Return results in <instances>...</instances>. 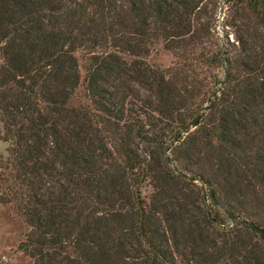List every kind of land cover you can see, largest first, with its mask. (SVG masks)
I'll use <instances>...</instances> for the list:
<instances>
[{"label": "trees", "instance_id": "trees-1", "mask_svg": "<svg viewBox=\"0 0 264 264\" xmlns=\"http://www.w3.org/2000/svg\"><path fill=\"white\" fill-rule=\"evenodd\" d=\"M0 140L33 264H264V0H0Z\"/></svg>", "mask_w": 264, "mask_h": 264}, {"label": "rangeland", "instance_id": "rangeland-1", "mask_svg": "<svg viewBox=\"0 0 264 264\" xmlns=\"http://www.w3.org/2000/svg\"><path fill=\"white\" fill-rule=\"evenodd\" d=\"M225 5L220 1L219 9L215 15V21L213 30L211 31L210 43H206V48L211 53H216L220 49H227L228 42L233 41V36L229 29L224 27L223 21L220 17H224ZM222 14V15H221ZM74 56L77 59L79 65V71L81 74V83L84 76V60L83 52L77 50L74 52ZM127 61L130 57L124 56ZM147 62L154 67L160 68L166 74L171 73V69L176 66L179 61L173 54L164 49L161 43L154 44L146 58ZM198 71V70H196ZM204 72V71H203ZM216 80L209 77L208 72H204L203 75H199V79L204 77L207 79L206 88L211 90H217L220 87V81L222 80V69H218L216 72ZM203 89L205 92L207 89ZM86 102L84 97L83 88L81 85L75 90V93L69 100V105L78 106ZM206 98L203 102L199 103V106L204 108L206 106ZM204 111V110H203ZM6 144L0 140V158L6 157ZM145 195H149L151 190L145 188L143 190ZM28 232V228L24 225L22 220L15 215L11 205L0 204V264H33L32 260L23 252L18 250L19 244L24 240V235Z\"/></svg>", "mask_w": 264, "mask_h": 264}, {"label": "water", "instance_id": "water-1", "mask_svg": "<svg viewBox=\"0 0 264 264\" xmlns=\"http://www.w3.org/2000/svg\"><path fill=\"white\" fill-rule=\"evenodd\" d=\"M221 15H222V14H221ZM208 107H209V104H207V105L204 107V111H206V110L208 109ZM202 114H203V112L200 114V116H201ZM200 116H199V117H200ZM198 119H199V118H198ZM198 119L195 120L194 122H192L191 127L196 126V123H197ZM242 224L249 226L250 228H252V229L258 231L260 234H264V231L261 230L260 228H258V227H257L255 224H253V223H249V222H247V221H242Z\"/></svg>", "mask_w": 264, "mask_h": 264}, {"label": "built area", "instance_id": "built-area-1", "mask_svg": "<svg viewBox=\"0 0 264 264\" xmlns=\"http://www.w3.org/2000/svg\"><path fill=\"white\" fill-rule=\"evenodd\" d=\"M220 20L223 21V17H220ZM233 224L232 223H229V227H232Z\"/></svg>", "mask_w": 264, "mask_h": 264}]
</instances>
